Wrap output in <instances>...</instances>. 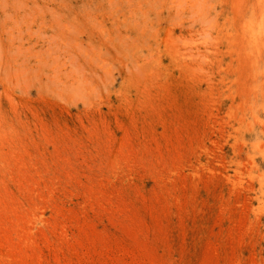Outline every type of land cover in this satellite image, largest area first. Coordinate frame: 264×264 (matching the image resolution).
I'll use <instances>...</instances> for the list:
<instances>
[{
  "label": "rangeland",
  "instance_id": "374dc122",
  "mask_svg": "<svg viewBox=\"0 0 264 264\" xmlns=\"http://www.w3.org/2000/svg\"><path fill=\"white\" fill-rule=\"evenodd\" d=\"M0 264H264V0H0Z\"/></svg>",
  "mask_w": 264,
  "mask_h": 264
}]
</instances>
